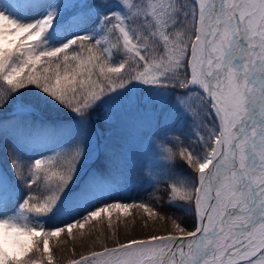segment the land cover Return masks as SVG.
Instances as JSON below:
<instances>
[{
  "label": "snow or ice",
  "instance_id": "1",
  "mask_svg": "<svg viewBox=\"0 0 264 264\" xmlns=\"http://www.w3.org/2000/svg\"><path fill=\"white\" fill-rule=\"evenodd\" d=\"M0 152V264H264V0H0Z\"/></svg>",
  "mask_w": 264,
  "mask_h": 264
},
{
  "label": "rangeland",
  "instance_id": "2",
  "mask_svg": "<svg viewBox=\"0 0 264 264\" xmlns=\"http://www.w3.org/2000/svg\"><path fill=\"white\" fill-rule=\"evenodd\" d=\"M100 127H101L102 131L106 130V126L103 125V122H101ZM105 134L107 135L106 131H105ZM137 191H139V190H134L131 193V196H134L137 193ZM132 211L134 214L138 215L137 210H132ZM157 225L160 227H163L162 225L159 224V222H157ZM169 227H170V225H169ZM137 231H139V230H137ZM59 243L60 242H57L55 240L52 242V251H53L54 262H55V264H69L70 260L74 258L73 253L71 251L72 245H70L69 247L62 248L59 245ZM81 251H84V249H81L79 252H81ZM79 252L77 254H79Z\"/></svg>",
  "mask_w": 264,
  "mask_h": 264
},
{
  "label": "trees",
  "instance_id": "3",
  "mask_svg": "<svg viewBox=\"0 0 264 264\" xmlns=\"http://www.w3.org/2000/svg\"><path fill=\"white\" fill-rule=\"evenodd\" d=\"M3 161V154H2V152H0V162H2ZM140 191V190H139ZM133 198H138V191H137V193L134 195V196H132ZM59 245L62 247V248H65V247H69L70 245H71V243H69L68 245H64L63 243H59ZM81 250V248H79L78 246H77V253L79 252ZM78 255V254H77Z\"/></svg>",
  "mask_w": 264,
  "mask_h": 264
}]
</instances>
